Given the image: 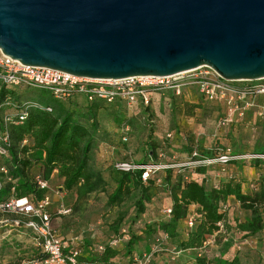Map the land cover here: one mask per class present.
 I'll return each mask as SVG.
<instances>
[{
	"label": "rangeland",
	"instance_id": "1",
	"mask_svg": "<svg viewBox=\"0 0 264 264\" xmlns=\"http://www.w3.org/2000/svg\"><path fill=\"white\" fill-rule=\"evenodd\" d=\"M12 93L18 102L35 100L36 94L51 99L47 91L26 87L12 88ZM150 99V114L154 120L150 127L145 117L140 115L138 106L126 105L125 117L134 121V128L127 142L120 139L119 129L112 116L106 112L101 113L98 134L100 141L92 152L90 164L102 173L105 181L103 191L95 192L75 204L73 192L64 191L58 185V180L54 182V192L50 193L51 202L48 206L51 224L63 242L70 249L78 250L88 261L99 257V246L104 247L115 241L114 248L119 251V255L114 263L129 264L134 253L140 254L152 248L153 237L146 235L145 225H156L169 219L166 210L170 207V198L163 171L154 177L151 201L146 204L143 214L136 212L134 198L131 197L120 206L108 207L107 196L115 187L109 171L115 162L143 163L155 160L159 164L172 165L173 181L176 175H183L187 179L197 180L206 188L235 181L241 183L242 191L246 194L260 190V179L264 176V155L256 152L264 149V116L249 113L240 122L221 127L218 125L220 106L204 101L195 93L177 98L181 101H178V110L174 115L170 112L172 97L169 93H153ZM195 104L199 107H190ZM171 131L173 136L167 138L166 134ZM151 142L159 147L156 149V157L152 159L146 155ZM105 145L107 150H102ZM193 152L200 156H227L232 159L225 164L195 168L197 165H187L197 159L192 158ZM107 157L109 164H101V160ZM256 159L262 161L260 165L254 166ZM198 170H204L203 174H199ZM60 204L71 208L69 215L57 213ZM220 210L226 214L231 230L226 232L220 226L218 232L206 236L201 248L186 250L178 256L158 252L154 257V264H194L196 258H205L207 264H218L220 259L230 261L233 258H237L239 264H264V229L254 237L239 232L236 223L244 222L249 212L242 210L232 197L221 205ZM262 210L264 220V207ZM118 216L122 217L119 223L116 222ZM188 217L198 219L196 207H190ZM188 217L180 221L179 237L169 241V247L177 250L179 242L187 238L185 221ZM0 219L3 221L0 223V264H28L27 260L33 256L32 250L35 247L34 234L23 226L26 219L12 214L0 216ZM131 235L140 239L133 246L132 252L128 253L126 244ZM165 243L163 242V247L166 246ZM94 260L87 264H98Z\"/></svg>",
	"mask_w": 264,
	"mask_h": 264
},
{
	"label": "water",
	"instance_id": "2",
	"mask_svg": "<svg viewBox=\"0 0 264 264\" xmlns=\"http://www.w3.org/2000/svg\"><path fill=\"white\" fill-rule=\"evenodd\" d=\"M0 50L95 80L207 66L264 79V0H0Z\"/></svg>",
	"mask_w": 264,
	"mask_h": 264
},
{
	"label": "trees",
	"instance_id": "3",
	"mask_svg": "<svg viewBox=\"0 0 264 264\" xmlns=\"http://www.w3.org/2000/svg\"><path fill=\"white\" fill-rule=\"evenodd\" d=\"M152 94L149 96V103ZM36 95L35 100L18 102L15 100L11 88H3L0 92V133H6L9 141L7 155L1 161L7 174L0 173V201H7L11 198H27L31 202H37L45 195H50L49 189L53 188L54 179L56 182L57 180L62 182L61 188L64 191L73 192L75 204L87 199L95 192L103 191L105 181L102 173L95 170L90 164L92 152L100 141L98 136L100 115L102 112H106L112 116L119 132L123 126H128L129 138L132 128H134V121L127 120L125 117L127 104L123 101L106 103L94 100L87 102L82 98L56 100L51 94V99L40 94ZM173 97L170 99V112L174 115L178 110L177 103L181 100L173 99ZM175 98L179 99L180 97ZM135 106L140 108V115L145 117L149 127L154 124L149 104L138 103ZM190 107L199 106L195 104ZM47 108L50 111H47ZM22 114H25V117L20 120L19 117ZM4 117L8 119L7 123L4 122ZM172 132L166 134V137L171 138ZM121 138L122 133L120 132ZM155 145L151 142L147 147L146 155L150 159L156 157V149L159 147ZM193 153L192 158H197L194 161L220 157L200 156L197 152L194 157ZM256 154L264 155V149H258ZM261 161L256 159L254 166L260 165ZM113 164L109 172L115 187L107 196V205L108 207H117L131 197L134 198L133 205L138 214H143L146 204L151 201V188L155 186L154 177L161 171L164 173V181L167 184L170 198L169 219L156 225H145L146 235L153 237L154 257L158 252L171 253V250L174 249L167 243L179 237L178 225L180 221L188 217L191 206L196 207L198 219L194 220V226L191 229L187 228V238L180 241L177 246V250L183 252L201 248L206 236L218 232L220 226L226 232L231 230L226 214L220 210L221 205H224L231 197L242 210L249 212L244 222L236 223V229L239 232L254 237L264 229L262 215L264 176L260 179L259 192L246 194L242 191L241 183L235 181H228L219 187L212 188H206L197 180L187 179L183 175H176L173 181L172 165H167L170 167L152 173L143 182L141 179L142 170L120 172L113 168ZM136 164L165 165L159 164L155 160ZM198 167L207 168L209 166L195 168ZM203 172L204 170H198L199 174H203ZM36 177L47 181L49 189L40 190L36 185ZM121 220V216L116 218L117 223ZM139 239L134 235L130 236L126 244L128 253L132 252L133 246L139 242ZM163 242H166L164 247ZM32 252L33 256L27 260L28 264H40L43 261V256L38 248L35 247ZM118 255L119 251L107 244L95 260L93 258L88 261L81 254H79L78 260L85 264L93 260L98 264H115L113 260ZM194 264H207V261L205 258H196ZM218 264H239V261L237 258L230 261L220 259Z\"/></svg>",
	"mask_w": 264,
	"mask_h": 264
},
{
	"label": "built area",
	"instance_id": "4",
	"mask_svg": "<svg viewBox=\"0 0 264 264\" xmlns=\"http://www.w3.org/2000/svg\"><path fill=\"white\" fill-rule=\"evenodd\" d=\"M242 83V84H237ZM26 87L49 92L56 100H71L82 98L87 102L101 100L106 103L123 101L127 105L141 103L149 104V96L153 92L171 93L175 97H183L195 93L204 101L217 103L221 108V118L218 125L230 126L242 120L245 114L257 106V100L264 97V79L256 81H227L221 78L213 69L207 66L179 73L172 76L154 77L140 76L118 80H95L76 77L61 71L47 68L25 66L16 60L4 55L0 50V92L3 88ZM50 111L49 108L46 109ZM258 111V117L264 116V107ZM25 114L20 115L23 120ZM8 119L4 117V122ZM122 142L128 141L129 127L123 126L121 131ZM9 146L6 133H0V173L7 174L6 168L1 165L2 159L7 155ZM196 156V153H193ZM260 157V156H258ZM232 158L220 156L214 159L193 161L187 165L210 166L216 163L225 164ZM170 166L157 164H136L129 161H120L113 164V168L120 172H134L142 170L141 179L145 182L152 173L167 169ZM36 185L40 190L49 189L47 181L36 177ZM50 195L37 202L27 198H11L0 201V216L12 214L26 219L23 226L34 234V246L43 256L40 264H85L78 260L77 250L70 249L57 234L51 225V215L48 212ZM71 208L58 206L59 215H69ZM169 216L171 211L166 210ZM3 221L0 219V223ZM18 224V222H15ZM187 228L194 226V220L189 217L185 221ZM114 242L108 245L114 247ZM154 248L149 251L134 254L129 264H153ZM103 246L98 247L102 252ZM183 251L171 250V254L178 256ZM170 253V252H169Z\"/></svg>",
	"mask_w": 264,
	"mask_h": 264
},
{
	"label": "crops",
	"instance_id": "5",
	"mask_svg": "<svg viewBox=\"0 0 264 264\" xmlns=\"http://www.w3.org/2000/svg\"><path fill=\"white\" fill-rule=\"evenodd\" d=\"M167 93H169V92H167ZM171 96H172V94L171 93H169ZM173 97V96H172ZM173 99H177V98H175V97H173ZM258 102H257V106H255V107H253L250 111H248L245 115H247V114H249V113H254V114H256L257 115V113H258V111H260L263 107H264V97H260V98H258V100H257ZM260 103L262 104V106H260ZM158 109H160V106H158ZM95 150V149H94ZM93 150V151H94ZM102 150H107V148H106V145L105 146H103L102 147ZM100 159H102V158H100ZM9 160V159H8ZM108 161H109V158L107 157L105 160H101V164H109L108 163ZM104 166V168H106V166L105 165H103ZM53 176V175H52ZM54 181H56L55 179H54ZM61 181L60 182H58V185H60L61 186ZM54 192V190H53V188H51V189H49V194L50 193H53ZM50 199H51V194H50ZM52 205V204H51ZM52 225V224H51ZM53 227V226H52ZM53 229H54V227H53ZM55 230V229H54ZM57 232V231H56ZM58 234V233H57ZM59 235V234H58ZM60 236V235H59ZM61 238V237H60ZM149 251V250H148ZM134 254H137V253H134ZM163 257L165 256V255H162ZM167 256V255H166ZM165 256V257H166ZM155 259V258H154ZM154 261L155 260H153V264H154ZM113 262H116V260L114 259L113 260Z\"/></svg>",
	"mask_w": 264,
	"mask_h": 264
}]
</instances>
